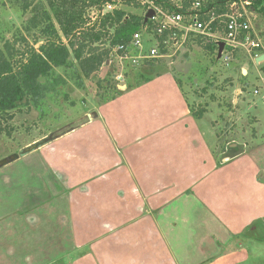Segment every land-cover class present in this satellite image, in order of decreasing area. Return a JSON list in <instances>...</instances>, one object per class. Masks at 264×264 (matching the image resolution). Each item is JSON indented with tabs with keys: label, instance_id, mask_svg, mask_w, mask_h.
Instances as JSON below:
<instances>
[{
	"label": "rangeland",
	"instance_id": "374dc122",
	"mask_svg": "<svg viewBox=\"0 0 264 264\" xmlns=\"http://www.w3.org/2000/svg\"><path fill=\"white\" fill-rule=\"evenodd\" d=\"M97 8L98 6L94 7L88 14L96 18ZM129 11L140 13L135 9H129ZM31 17L32 13L30 11L24 12L19 4L11 0H0V51H6L8 43L10 45L15 43V49L18 51L15 53V58L19 60L20 53H24L28 48L21 37H25L30 46L35 44L38 32L34 30L31 32L26 31L27 23ZM90 21L92 24L94 23L92 18ZM256 24H258L260 31L264 29V22L262 24L261 22H255ZM260 39L264 44V35ZM39 45L34 46L38 48ZM152 45L154 44L145 43L144 52L145 50L148 51ZM206 45L188 42L184 48L177 52L171 50L167 59L139 60L137 57H132L138 56L139 53H134L131 57L122 59L121 54L115 52L111 54L110 52L109 64L107 62L103 64L101 69L92 74L90 78L80 76V72L76 67L58 68L51 77L42 78L41 83L45 90L37 103L25 101L19 104L18 108L10 113L13 119H9L7 115L0 113V166L4 160H8L15 155L19 156L14 162L0 167V211L7 210L8 206L22 205L26 207L29 204H36L41 200L42 189L51 186L52 192L49 198L52 199L47 204L57 207L53 209L54 214L60 209L59 212L63 213L61 219L65 222L69 219L68 223L71 225L75 217L77 218L79 213L82 212L77 210L79 208L76 209V212L72 211L75 208V202L81 198L87 210L82 212L84 215H82L83 217L80 215L81 218L79 219L82 220L83 218L87 223L80 225L78 238H87L92 232L94 237H98L96 240L106 237L98 247L90 249L86 245V247H89L86 248L88 251L85 248L82 249L83 252L80 256H84V264H107V259L103 254L108 255L109 249L110 257L113 255V250L117 251V264H131L132 256L134 257L138 253L131 254L129 250H125L124 238L127 239L132 235L138 237L141 235L149 236L151 241L155 237L157 239L163 238L165 242L167 238H172L165 227L167 224L166 217H169V215L166 214V216L162 213L163 206L161 204L156 202L151 204L149 197L146 195L143 196L142 202L139 197L136 199V196H132L137 204L141 202L144 207L139 206L136 209L137 212L129 213L126 198H123L124 195L121 197V194L116 193L114 183L111 181L113 176L110 180H100L98 182L100 185L97 184L95 188L97 193L94 194L90 189V179L85 180L83 184H77L75 181L88 175L93 176L96 171L97 175L101 170L106 169L104 168L105 162H102L105 161V157H101L102 163H96L97 158L92 157L93 151H86L79 147L84 140H98L97 136L91 133L93 126L87 127L85 130H82V128L99 123L101 121V109L122 100L125 97V92L135 91L150 82L161 79L163 76L175 79L187 99L192 115V109L195 112L202 109L205 111L202 120L195 119L194 115L191 116L195 119L197 125L201 126V129L193 132L191 120L189 121V119L184 118L180 121L175 116H169L166 120L168 116L164 118L153 116L149 112L153 103L147 100L146 103L149 104V108L144 114V118L141 117L142 114L135 113L128 119H121L124 129L126 131L129 129L126 137L124 136L122 139L130 141V149L136 148V154H138V151H144L149 157L153 153L155 159L150 160L147 165L151 170L153 168L156 170L159 165L156 160V152H163L164 158L177 159L182 157L179 162H186V166L192 168V172L196 175L199 172L198 169L210 170L212 163L205 165L202 162L205 158L209 162L210 158L208 156L210 155L204 151L206 149L202 150L201 143H208L213 146L211 150L218 161V167L230 163L235 157H248V161H239L237 165L230 164L224 167V171L219 170L220 172H227V174H224V178L221 177V173L214 172L216 177L223 179L225 193L230 195L229 202L233 201L230 207H233L236 203L234 199L237 198L239 193L242 195L240 191L241 174L244 175L243 182L247 184H250L249 178L253 175L259 176L260 182L264 180L262 171L256 174L253 173V171H258L257 167L264 170V158H262L264 152V60L257 63V58L264 54V48L249 52L242 49L229 51L230 54H223L219 57L218 50L211 53ZM105 48L108 49L109 46L106 45ZM75 66H78L76 62ZM154 90L158 92L160 89ZM169 91H171L169 88L164 90V92ZM164 98V102L168 101V104L171 101L175 103L174 97L170 100L166 96ZM117 108L120 110L122 106L116 105L112 109ZM137 109H140V107L135 108V110ZM134 124L144 130L145 135L142 134L144 137H136L137 139L134 137L135 129H130L134 127ZM182 125L186 127L190 125V137H185ZM103 128L107 129V127ZM114 128L116 131H121L116 125ZM93 129L95 132L100 130L96 126ZM132 137H134L133 140ZM111 138L114 139V136H111ZM173 138L179 141H174ZM58 139H62V141L55 142ZM107 140L108 136L104 138V142ZM43 142L46 143L42 147L28 153V150L34 144ZM113 142L115 146L113 151L116 152L117 150L121 154L122 151L116 146L119 142L116 143V140ZM75 146L78 151H75ZM43 147L44 149L41 150ZM107 147L105 146V152L112 151ZM258 151H260V157ZM72 152L85 156V161L81 164H75L66 157ZM252 154L256 155V159H250ZM138 156L141 157V155H135L132 158L131 165L137 167L135 171H140L138 175H141L139 179L142 181L127 179V181L121 182L122 179H119L126 188L130 184L139 189L143 186L142 184L155 178V176L152 179L150 176L145 175V163H141L142 158L137 159ZM117 157L115 156L112 161L117 163L118 160H122L120 155ZM191 157L193 161H186V158ZM57 163L62 169H72L71 172L75 174L72 175L60 170L57 165L58 170L55 167ZM122 164L117 165L121 166L122 169L116 171V179L122 177L125 170L126 174L129 171L128 165L124 167ZM252 166H254V169H252ZM37 167H39L41 173H46L45 175L48 176L46 183L39 176ZM52 171L58 176L61 175L62 184L59 185L58 178L53 175ZM212 172L207 173L208 178L213 176ZM103 173H106L109 177L112 174V172L109 174L101 172V174ZM153 174L156 175V173ZM103 178L106 179L107 177L103 175ZM158 178H160V175L156 178V181L153 180L155 184L160 182ZM237 179H239L238 182ZM167 181L176 187L179 183L177 179H167ZM109 182H111L110 185H108ZM199 184L201 185L199 191L203 193L206 185L202 188L203 183L199 182ZM59 188L66 190V198L59 196ZM245 190L247 191L246 188ZM203 194L201 195L204 198ZM208 195L210 198L208 197L207 200H210L218 199L216 197L219 194ZM191 200H188L189 202L179 201L183 204L176 207L180 208V212L178 210L175 212L181 216H188L191 212L188 207ZM195 201L197 199L192 200V202ZM48 209L50 211V207ZM66 209H68V212ZM129 218H131V222H128ZM129 224H131V228L128 227ZM70 225L67 227V231L69 233V246L72 248V246H76L72 243L74 237ZM53 228L44 225L37 232L38 238H42V236L53 238L52 243L47 245L52 250L51 257L60 254V252L65 254L55 246V240L59 241L60 235H57L59 230ZM252 228L255 229L256 227ZM247 231L248 229H245L243 232L233 235L225 251L224 259L207 264H264V242L252 240V238L263 239L259 235L261 230L257 232L256 236H252L253 233ZM191 232L192 230L188 228L185 230V235ZM11 237L8 239L9 241H11ZM176 237L180 238V235ZM39 245L40 247L43 246L42 243ZM146 246L149 253L144 255L146 257L141 260L140 264L180 263H178L176 257L170 259V255L173 257V253L169 251V248H167L169 254L163 253V259L156 261L154 253L150 254L152 251L149 249L155 247L153 244H147ZM90 250H92V254L89 252ZM41 252L46 253L44 249ZM91 255L95 259L88 258ZM97 255L101 256L97 257ZM158 256H161V254ZM78 258V254L69 252L68 257L63 258L62 263L75 264ZM109 263L112 264L111 261Z\"/></svg>",
	"mask_w": 264,
	"mask_h": 264
},
{
	"label": "crops",
	"instance_id": "0c3cea01",
	"mask_svg": "<svg viewBox=\"0 0 264 264\" xmlns=\"http://www.w3.org/2000/svg\"><path fill=\"white\" fill-rule=\"evenodd\" d=\"M107 64L109 63L107 62ZM164 80L166 81L164 82ZM158 88L160 89L158 90V92L154 90ZM168 88L171 89V91L164 92V90ZM165 96L169 100L174 97L175 103H173L172 101L170 104H168V101L164 102ZM147 100L153 103V106H151V108L149 109V112L152 113L153 116L156 115L157 118H164L168 116L166 120L169 118V116H175L177 117L176 119L180 121L184 118L189 119V121L191 120L190 122L193 132L197 129H201V126L197 125V122L195 121L196 117L194 116L195 119L191 117L193 115L191 114L187 99L183 95L182 91L180 90V86L176 83L175 79L173 77L163 76L161 79L150 82L135 91L127 93L125 92V97L122 100L117 101L112 105L104 106L101 109V121L99 123L82 128V130H85L87 127L92 126L100 128V130L96 132L93 127L91 130V133L97 136L98 140H84L82 143H80L79 147L85 149L86 151H93L92 157L97 158L96 163L100 164L102 162H105L104 168L106 169L101 170L97 175L96 171L95 173H93V176L88 175L81 180H75L77 184H83L85 180L90 179V189L92 190V194H94L97 193L95 192V188L97 187V184L100 185V183H98L100 180H110V178L113 176L111 178V181L114 183L116 193L121 194V197H123L124 195L123 198H126L125 200L127 202V207L130 210L129 213L137 212L136 209L139 206L141 208L144 207V205H142L141 203L143 201L142 198H144V195L149 197V202L151 204L152 202H156L163 206L162 213H164L165 215L168 214L171 218L170 219L166 215L167 224L165 225V227L167 228L166 230L168 234L172 236V238H167L166 242L163 241V238L157 239V237H155L153 241H151L149 239V236L143 235H141L140 237H138L137 235H132L127 239L124 238L125 250H129V253L131 254L138 253V255H135L134 257L132 256V260L130 261L131 264H140L141 260L146 257L144 255H148L149 252L148 247L146 246L147 244H153V246L155 247H151L149 249H151L152 251V253L150 254L154 253L156 261L159 259H163V253L165 254L166 252L169 254V252L167 251V248H169V251L173 253V257H171L170 255V259L176 257V259H178V263L207 264L212 261H221L222 258L224 259L225 251L229 243L231 242V238L233 237V235L243 232L245 229H248V233H253L252 236H256L257 232L261 230V233L259 235L263 237V239L258 240L257 238H252V240L264 242V233H262V231H264V180H262L263 182H260L259 176L253 175L254 177L252 176L251 178H249L250 184H247L243 182L244 175L241 174L242 178L240 180L242 181V183L240 191L242 195L238 192L239 194L237 198L234 199L236 203L233 207H230L233 201L229 202L230 195H227L225 193L224 181L222 178H218L214 174V172H217V174L221 173V177L224 178V174H227V172H220L219 170L224 171V167H227L230 164L237 165L239 161H248V157H235V159L231 160L230 163H226L221 167H218V161L211 150L213 146L208 143H201L202 150L206 149L204 151H206V153H209L210 155L208 156V158H210L209 162L208 160H206V158L203 159L202 162L205 165L207 163L208 165L212 163V168H210V170L198 169L199 172L196 175V173L192 172V168L186 166V162H179L182 157H178L177 159H172L170 157L164 158L163 152H156V160L159 165L156 170H154V168L151 170V168H149L147 165L149 164L150 160L155 159L153 153L148 157V154L144 151H138V154H136V148L130 149V141L127 139H122L124 138V136L126 137V133L129 129L127 131L124 129V125L122 124L121 119H128L132 116V114L134 115L135 113L142 114L141 117L144 118V114L148 111L149 108V104L146 103ZM116 105H120L122 106V108H120V110H118V108L115 110L112 109ZM136 107H140V109L135 110ZM115 125L123 132L116 131L114 128ZM135 125L136 124H134V127L130 128L135 129L134 137H144L142 135L144 134V130L141 127H136ZM103 127H107L108 130L104 129ZM182 127L184 128L183 134L185 133V137H190V125H188V127L182 125ZM106 136H108V140L104 142V138ZM111 136H114V139H112ZM130 136L131 135L129 134V137ZM134 137H132L131 139L133 140ZM114 140H116V143L119 142L116 146L119 147V149L122 151L121 154L117 150L116 152L113 151V149H115L113 142ZM175 140L179 141L178 139H174V141ZM60 141H62V139H58L55 142ZM105 146H108L107 148L112 149V151L109 150L105 152ZM44 147L41 150H43ZM75 151H78L77 147L75 148ZM259 152L260 151H258V156L260 157ZM104 153H106L107 155H105ZM119 155L122 157V160H118L117 163L116 161L113 162L112 160L115 158V156L117 157ZM135 155H141V157L138 156L137 159L142 158L141 163H145V175L150 176L152 179L153 176H155V181L156 178L160 175V178H158V180L160 179V182L155 184L153 182V179L150 182L142 184L143 186L139 189L135 185L132 186L129 184L128 188L122 185L121 182H125L127 181V179L130 181H142L141 179H139L141 178V175H138L140 171H135L137 170V167L131 165L132 158H134ZM66 157L72 160L75 164H81L85 161V156L83 157L81 155H77L74 152L68 154ZM101 157H105V161L101 162ZM262 158H264V152ZM250 159H256V155L252 154ZM186 161L191 162L193 161V159L192 157L186 158ZM136 162H138V160H136ZM253 162L255 163V161ZM118 164H122V166L124 167L128 165L129 171L126 174L125 170L124 175L116 179V171L122 169L121 166H117ZM57 165L58 163L55 166L57 169L59 167L60 170H63L72 175L75 174L71 172L72 169H62L59 165L57 167ZM38 168L39 167H37V172L39 176L41 177L42 181H45L46 183V178L48 180V176L45 175L46 173H41ZM252 169H254V166H252ZM256 169L258 171H253L254 174H256L257 172L260 173L261 171L262 174L264 173L263 168L260 169L257 167ZM101 172H107V174L112 172V174H110L109 177L108 175H106V173L101 174ZM208 172H212L213 176L208 178ZM52 173L58 178L59 185L62 184L61 175L58 176L53 171ZM153 173H156V175ZM103 175H105L107 178H103ZM119 179H122L121 182L119 181ZM167 179H177L179 181V183H177V187L174 184L169 183ZM238 181L239 179H237V182ZM199 182L203 183L202 188H204V186L206 185V189L203 192L204 194L199 191V188H201ZM110 184L111 182L108 183V185ZM154 186L155 188H153ZM245 188L247 189V191L245 190ZM59 191L60 197L66 196L65 189L59 188ZM51 192V186H46L41 191L42 197L38 203L29 204V206L26 207L22 205L12 207L8 206L7 210L0 211V264H65L62 263V260L63 258L66 259V257H68L69 252L78 254L79 258L77 259L75 264H84V256H80L81 252H83L82 249L85 248V250L88 251V249L86 248H96L103 242V240L106 239V237H104L101 240H96L98 239V237H94V235H92L93 232L88 235L87 238L79 239L78 236L80 225L82 223H87L85 219H79L81 218L80 215H84L82 214V212L87 210L84 207V201L80 198V200L75 202V208H73L72 211L76 212L77 210H79L82 212L79 213V216L77 218L75 217V220H73L74 218L72 219L73 221L71 220L72 223L70 225V223H68L69 219L68 221L66 220V222L61 219V215L63 213L59 212L60 209L57 211V213L54 214L53 209L57 207H52L51 205L47 204L52 199L49 198ZM201 194L204 195V198ZM208 194H219L216 197L218 199L207 200V198L209 197ZM133 195L136 196V199H138L139 197L141 201L140 204H137V202H135V198L132 199ZM191 199H197V201L192 202ZM188 200H191L190 204H188V207L190 208L189 210L191 211L190 214L188 216H181L176 213L175 211L177 210L180 212V208L176 207H178L180 204H183L182 202L179 203V201L189 202ZM49 207L50 211L48 209ZM66 211L68 212V209H66ZM9 220H11L10 223ZM200 220L202 221L200 222ZM12 221L13 223H11ZM128 222H131V218H129ZM44 225H49L50 228L54 227L53 229L59 230L57 231V235H60V242L58 240H55V246L62 250L65 254H61L60 252V254L51 257L52 250L47 245L52 243L53 238L50 236H42V238L37 237L38 230L42 229ZM69 225L74 237L72 243L76 246H72V248H70L69 246V233L67 231V227ZM128 227L131 228V224H129ZM252 227L256 228L254 229ZM188 228L192 230V232L185 235V230ZM179 235L180 238L176 237ZM10 237L11 241L8 240ZM41 243L44 247H40L39 244ZM95 243L96 245H94ZM86 245H88L89 247H86ZM42 249H44L47 254L42 253ZM89 252L92 254V250H90ZM116 252V250H113V255H111V257L110 249L108 250V255L103 254V256H105V258L107 259V264H110V261L112 262V264H117ZM159 254H161V256H158ZM99 256L101 255H97V257ZM88 258H90L91 260L95 259L93 255L89 256Z\"/></svg>",
	"mask_w": 264,
	"mask_h": 264
},
{
	"label": "trees",
	"instance_id": "16d2710c",
	"mask_svg": "<svg viewBox=\"0 0 264 264\" xmlns=\"http://www.w3.org/2000/svg\"><path fill=\"white\" fill-rule=\"evenodd\" d=\"M19 4L24 12L30 11L26 31H37L35 44L29 45L25 37L21 40L28 46L15 58V43L0 51V113L13 119L10 113L25 101H37L43 96L45 88L42 78L51 77L58 68L76 67L80 76L90 78L109 60L111 48L127 45L133 36L145 25L144 15L127 13L125 10L105 15L99 22L91 23L88 8L103 0H11ZM171 0H156L164 9L170 7ZM233 0H211L212 6L223 5ZM254 7H264V0H252ZM151 21L147 24H151ZM218 23L214 24L216 30ZM168 33L156 35L163 42ZM192 43L207 44L211 52L219 46L212 39L196 37ZM40 44L38 48L34 45ZM109 48L106 49L105 46ZM74 61H73V59ZM75 62L78 66H75ZM82 85V82H81ZM192 109V108H191ZM204 110L193 111L201 119Z\"/></svg>",
	"mask_w": 264,
	"mask_h": 264
},
{
	"label": "built area",
	"instance_id": "2783aa9c",
	"mask_svg": "<svg viewBox=\"0 0 264 264\" xmlns=\"http://www.w3.org/2000/svg\"><path fill=\"white\" fill-rule=\"evenodd\" d=\"M210 1L171 0L172 8L164 9L157 5L156 0H103L96 5L98 6L96 18L89 14L88 17L96 23L105 15L114 14L119 10L133 13L129 9H135L144 17L150 10H154L155 15L148 20L151 24L145 23L129 44L111 48V54L119 53L122 59L129 58L134 53H139L138 56H132L139 60L167 59L171 50L176 52L181 50L196 37L212 39L217 45L224 42V55L230 54L229 51L242 49L249 52L264 48L260 36L254 29L253 19L256 11L252 0L227 1L223 5L212 6L209 9ZM96 6L88 8L87 13ZM215 23L218 25L214 31ZM165 32L168 33L167 38L161 42L156 35H163ZM144 42L154 44L148 51L145 50L146 53Z\"/></svg>",
	"mask_w": 264,
	"mask_h": 264
},
{
	"label": "water",
	"instance_id": "95a60500",
	"mask_svg": "<svg viewBox=\"0 0 264 264\" xmlns=\"http://www.w3.org/2000/svg\"><path fill=\"white\" fill-rule=\"evenodd\" d=\"M154 15H155L154 10H150V11L148 12V14L146 15V17H145V23H147L148 20H149L150 18H152ZM218 46H219V50H218L219 57H221L222 54H223V51H224V49H225V43H224V42H221V43H219ZM263 60H264V54H263L262 56H260L259 58H257V63H259L260 61H263ZM245 72H246V71H245ZM45 143H46V142H43V143H36V144H34V145L28 150V153L31 152V151H33V150H35V149H37V148H39V147H42ZM22 155H24V154H22ZM18 158H19V156H18V155H15V156L11 157V158L8 159V160H4V161L2 162V164H1L0 167H3V166H5V165H7L8 163L14 162V161L17 160Z\"/></svg>",
	"mask_w": 264,
	"mask_h": 264
},
{
	"label": "flooded vegetation",
	"instance_id": "af4514ba",
	"mask_svg": "<svg viewBox=\"0 0 264 264\" xmlns=\"http://www.w3.org/2000/svg\"><path fill=\"white\" fill-rule=\"evenodd\" d=\"M255 17H254V19H253V23H254V29H255V31L257 32V34L261 37V38H263V35H264V29L262 30V31H260L259 30V26H258V24H256L255 25V22H261V24H262V22H264V7L262 6V7H255ZM263 46H264V44H263Z\"/></svg>",
	"mask_w": 264,
	"mask_h": 264
}]
</instances>
